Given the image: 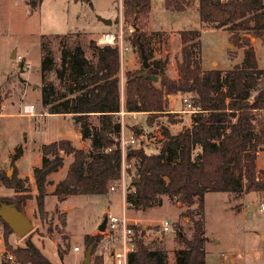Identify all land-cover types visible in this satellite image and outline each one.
<instances>
[{
	"label": "trees",
	"instance_id": "1",
	"mask_svg": "<svg viewBox=\"0 0 264 264\" xmlns=\"http://www.w3.org/2000/svg\"><path fill=\"white\" fill-rule=\"evenodd\" d=\"M39 1L29 0V3L36 7ZM198 3L203 24L228 30L229 38L244 47L243 60L225 73L218 68L205 69L196 57L198 49L201 50L200 30H182L179 75L173 78L167 73L168 58H154L150 50L144 22L151 11V0L124 1L126 41L138 47L140 53L145 49L150 66L145 68L142 63L140 69L126 72L123 108L128 113H148L152 123L156 114L170 113V96L190 93L189 100L200 107L193 112L192 124L185 130L171 133L168 127L164 128L165 138L158 152L148 153L143 145H129L126 150L127 162H133L136 168L134 189L126 195L129 205L152 206L160 194L177 197L187 205L198 200L200 217L193 219L192 237L179 232L187 248L177 250L175 264H206L205 196L209 191L236 196L256 191L264 196V170L257 166L258 151L264 145V68L258 66L255 48L249 37H245L250 34L264 38V0H198ZM192 4L191 0H165L166 7L175 11L185 10ZM68 36H55L61 37V66L57 68L60 84L48 80L40 101L50 114L78 117L76 122L80 123L82 138L90 140V148L77 147L69 138L42 145V163L33 169L41 215L46 212L48 177L64 164L66 155H72L73 159L65 177L52 192L58 202L77 194H107L122 176L119 46L100 45L91 39L89 44L97 57L94 61L82 44L68 47ZM46 47L44 41L43 79L56 64ZM67 74L69 82L61 90V79ZM3 90L4 85L0 87V108ZM92 114L98 115L96 126L89 119ZM135 132L136 138L143 134L137 128ZM21 152L22 148L18 147L14 161ZM0 180L16 193L26 191L24 178H9L0 171ZM0 200L16 202L23 210L20 197H0ZM62 222L66 224V217ZM0 223L13 232L1 216ZM132 226L136 250L130 256V264H168L163 250L147 246L145 236L150 226ZM85 238L86 249L93 245L94 254L101 236L87 234ZM5 242L1 264H53L31 240L23 247H13L6 236Z\"/></svg>",
	"mask_w": 264,
	"mask_h": 264
},
{
	"label": "rangeland",
	"instance_id": "2",
	"mask_svg": "<svg viewBox=\"0 0 264 264\" xmlns=\"http://www.w3.org/2000/svg\"><path fill=\"white\" fill-rule=\"evenodd\" d=\"M191 1L193 4L187 9L175 11L166 7L165 0H151V11L144 28L154 58H168L167 73L177 78V63L183 46L181 31L198 29L201 50L198 49L196 57L203 68H218L225 73L240 64L244 47L229 38L228 30L203 24L198 0ZM122 16L124 22V6ZM120 17V0H40L36 7L31 6L29 0H0V87L4 85L0 108V171L9 178L16 176L26 180L23 182L26 191L22 193H16L0 180V197H20L23 211L33 223L31 231L22 237L0 223V264L6 249L5 236L13 247H23L27 240H31L53 264H84L86 235L101 236L95 251L99 253L106 245L99 230L105 215L108 212L122 215L125 207L132 224L150 226L145 236L147 246L163 250L168 264H175L177 250L187 248L179 232L192 237L193 219L200 217L197 199L192 205H187L177 197L160 194L152 206L138 207L127 202L124 206L123 189L118 180L114 183L115 190L110 189L107 194H77L58 202L52 192L58 181L65 177L72 155H66L59 170L49 175L45 214L41 215L38 209L33 169L42 163V145L69 138L77 147L90 148V140L82 138L76 116L50 114L40 101L42 88L48 80L60 84L57 68L61 66V37L55 36L69 34L68 47L82 44L87 56L96 61V53L89 41H97L104 31H118ZM100 18L111 19L113 24L108 25ZM127 34L126 31L124 36ZM245 37H249L255 48L258 66L264 68V38L250 34ZM44 41L47 42L46 50L52 53L56 62L55 68L46 73V79L42 77ZM126 43L129 50L121 60L120 68L121 111H124V115L121 111L119 113L121 132L124 129L130 136L136 133L135 128L140 129L143 134L137 138L136 146L143 145L148 153L158 152L165 138L164 128L168 127L171 133H179L191 126L194 113L185 105L183 98L190 99L192 94L170 96V113L156 114L152 123L148 120V113H128L123 108L125 74L128 70L140 69L143 59L138 47L131 42ZM69 78L67 74L61 79V90ZM27 104L35 105L34 115L24 113ZM89 119L92 125L99 124L98 115L92 114ZM18 147L22 152L14 161ZM262 150L264 145L259 151ZM260 163L264 165V156ZM127 169L126 195L134 189L132 181L136 176L133 162ZM263 201V193L256 191L241 196L213 191L206 194V264H264V210H260ZM63 217H66V224L62 222ZM165 219L171 224L166 233L159 230ZM76 245L82 249L75 251Z\"/></svg>",
	"mask_w": 264,
	"mask_h": 264
},
{
	"label": "built area",
	"instance_id": "3",
	"mask_svg": "<svg viewBox=\"0 0 264 264\" xmlns=\"http://www.w3.org/2000/svg\"><path fill=\"white\" fill-rule=\"evenodd\" d=\"M125 0H120V23L118 31H106L101 34L99 38H97V43L100 45L110 44V45H118L120 49L121 60H123L124 56L127 54L129 50V45L126 43V38L124 36L126 32V28L124 27L123 22V6ZM132 28H129L128 31L132 32ZM183 101L185 105L188 106V109L191 112H196L200 110L199 106H195L189 100L188 97H184ZM24 113L29 115H34L35 113V105L27 104L24 106ZM124 115V111H121ZM136 113V112H130ZM124 122V121H123ZM137 138L132 133L130 136H127L125 130L123 129L120 135V145L122 151V176L119 180V183L123 189L124 199H126V172L127 167H129V163L126 160V150L129 145H136ZM116 186L113 184L111 186L112 190H115ZM260 210H264V201L261 202ZM106 227L104 231L101 233L104 236V244L102 250L97 254L98 261L91 260L90 264H130V256L136 250V244L134 241L135 230L127 217L126 207L122 215L112 214L110 212L106 215ZM171 228L170 221L165 219L159 225V230L161 232H168ZM74 250H80L79 246H75ZM95 254V253H94ZM12 259V256H9ZM92 258V257H91Z\"/></svg>",
	"mask_w": 264,
	"mask_h": 264
},
{
	"label": "water",
	"instance_id": "4",
	"mask_svg": "<svg viewBox=\"0 0 264 264\" xmlns=\"http://www.w3.org/2000/svg\"><path fill=\"white\" fill-rule=\"evenodd\" d=\"M106 24L111 25L112 20L106 18H100ZM141 56L143 59V65L145 68L150 66L148 55L145 52V49L142 48ZM76 120L78 117L75 118ZM0 216L2 219L11 227L13 232L18 236H25L29 233L33 227V223L30 218L25 214V212L18 208L16 202H8L0 200ZM107 219L106 217L102 221L99 226L100 231H104L106 227ZM93 245H91L85 254L84 264L91 263V256H92Z\"/></svg>",
	"mask_w": 264,
	"mask_h": 264
},
{
	"label": "crops",
	"instance_id": "5",
	"mask_svg": "<svg viewBox=\"0 0 264 264\" xmlns=\"http://www.w3.org/2000/svg\"><path fill=\"white\" fill-rule=\"evenodd\" d=\"M112 24H113V21H112ZM111 24V25H112ZM109 25V24H108ZM107 31H113V30H107ZM104 32H106V31H104ZM103 33V32H102ZM101 33V34H102ZM46 114H48V113H46ZM131 114V113H130ZM133 115V114H132ZM264 156V150H262V151H258V155H257V166H258V169H263L264 170V165H262V163H260V161H261V157H263ZM124 200V206L126 205V200L125 199H123ZM76 246H78V245H76ZM80 247V250L82 249L81 248V246H79ZM80 250H75V251H80ZM102 250V249H101ZM86 254V253H85ZM97 252L95 253V254H93V256H92V260L93 261H98L99 259L97 258L98 256H97Z\"/></svg>",
	"mask_w": 264,
	"mask_h": 264
}]
</instances>
